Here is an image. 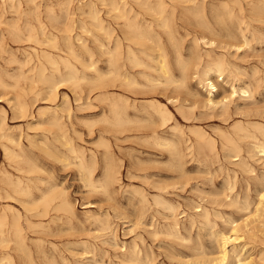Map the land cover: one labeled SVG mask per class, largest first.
Returning a JSON list of instances; mask_svg holds the SVG:
<instances>
[{
	"label": "rangeland",
	"instance_id": "obj_1",
	"mask_svg": "<svg viewBox=\"0 0 264 264\" xmlns=\"http://www.w3.org/2000/svg\"><path fill=\"white\" fill-rule=\"evenodd\" d=\"M166 1L167 5L171 7L168 9L169 13L174 9L173 15L170 16L173 33L183 36L185 48L191 45V38L194 34L201 36V33H238L237 19L239 18H243L249 25L246 33H254V38L248 45L241 46L242 49L240 47L236 49L232 45L230 47L228 45L226 49L217 46L220 37H215L217 45L205 47L201 44L202 50L204 48L211 49L215 55L223 53L230 63L229 68L232 71L235 70L236 79L227 77L225 74L219 76L212 73L210 78L215 83L216 90H213L210 95L208 93L209 86L199 83L191 75L186 80V87L178 88V91L173 94L178 98L176 103L184 105L183 111L188 118H185L174 104L168 103L174 116V120L170 123L176 122L186 133L183 138L179 132L172 131L168 127L165 128L167 133H164L176 141L179 148L185 153L182 156L180 167H177L176 158L169 155L164 145L158 146L155 140L150 137L151 132L148 130L150 123L141 121V124L140 122L133 124V127L139 128V130L133 128L114 132L104 129V123L98 120L101 118L105 106L103 95L108 88L104 87L105 79L95 80L96 74L89 67L84 68L81 62L74 60L77 73L85 75V79L80 80L78 84L66 82V86L60 83L63 85L59 84L55 92L49 95L45 90L41 91L40 84L34 83L30 78H17L21 71H24L26 76L30 75L29 65H24L20 69L19 63L14 61V58L22 59L26 52L33 51V47L37 46L29 41H12L8 36L3 38V41L0 38V43L2 42L3 46L0 49V74L9 84L6 88L0 87V95H2L0 96V116L5 117L4 127L15 136H21L24 145L33 149L36 161L43 169L40 173L41 177L54 184L57 190H62L65 193L74 212L72 216L66 215L63 211L51 212L50 215L43 218L47 227L40 228L27 224L26 216L29 212L20 203L18 196L16 199H0V207L10 204L20 211V222L24 228L27 246L22 251L17 250L16 264H50V262L51 264H131L127 258L129 257L128 253L133 249H139L144 258L147 256L149 264H209V260L216 256L218 251V236L216 237L214 234L218 230L228 231L231 225L229 220H236L237 223L245 221L249 223L248 227L251 226L250 229H252L249 231L248 237L246 236L247 244L243 256L251 259L249 264H264V242H261L264 241V231H261L264 230V218L262 217L264 216V211H262L264 203L262 206L259 203L258 193L264 185V154L261 156V152H258L255 156L254 154L248 156L245 152L244 156L252 171L249 173L240 172L239 167L233 163L234 157L221 148L218 136L220 131L229 129L236 120H254L264 126V83L260 80L259 86H256L257 80L264 78V0H253L254 7L251 11L247 0L242 1L243 9L241 11L238 5L231 0ZM223 1H228L229 6L224 7ZM129 2L144 19L157 23L156 15L130 0ZM107 3L108 0H0V33H71L75 37L76 51L80 55L79 57L83 58L85 65L92 60L96 63L95 66L99 72L104 73L106 55L101 52L94 36L97 35L101 41H105V35L103 30L93 27L89 12L92 8L98 10V14L104 20L103 23L114 27L115 33H120L117 20H114L110 16L111 13L106 11L109 8ZM198 6L202 8L201 11L186 12L188 9ZM245 24L242 23V26ZM206 26L212 30L208 31ZM154 27L157 30L161 29L155 24ZM248 74L250 76H246ZM137 76L139 81L143 80L142 77ZM248 80L252 81V97L243 98L237 92L232 94V84L238 88L248 84ZM126 92L130 99H134L138 103L147 102L150 99H158L167 103V95L158 88L144 94L133 91ZM45 96H49V98L47 99ZM210 96L217 102L216 104H206V98ZM221 99L223 102H218ZM14 100L27 102L29 114L14 117L11 109ZM52 109L62 115L69 139L66 146L71 145L81 149L87 158L91 153L96 154L97 162L93 172L95 180L104 178V155L106 150L110 152L111 164L118 170V174L117 180L109 184L106 190L97 188L95 191L81 179L80 171L76 165L78 159L74 157V153L68 152L66 147L61 146L59 141H54V144L60 148V151L55 152L57 156L47 154L44 149L40 150L34 146L36 142V145L41 144L40 140H43L44 134H50L46 131L49 128L48 124L40 122L50 115ZM191 128H201L213 138L216 152L211 150L206 143H203L199 149L195 142V136L189 132ZM27 137L31 138L34 145L27 140ZM187 137L189 140L184 141L183 139ZM260 139L264 141L263 137ZM104 142L107 143L106 146L105 144L100 145ZM248 142L249 138L240 139V143L244 147H247ZM188 144H191L190 148H186ZM62 152L66 153L67 158H64ZM1 164L14 172L13 167L4 159L3 152L0 150ZM232 170H238L236 177L232 175ZM226 174L230 176H226ZM260 178L262 181L258 182ZM162 179L168 181L169 185H164ZM256 179L258 180L256 181ZM169 180L172 182L170 183ZM204 192L206 193L204 194ZM222 192L223 194H221ZM153 194H161L168 199L175 208L173 213L162 204L154 202ZM143 196L146 201L143 200ZM234 198L241 202L245 198L248 199L250 203H248V209L240 208L234 204L232 202ZM112 204L118 207L115 208ZM256 206L257 210L255 211ZM198 208H206L209 211L212 219L211 225L188 222L191 216L200 212L197 210ZM245 214L246 216H244ZM32 219L37 220V218ZM133 219H138L136 220L138 222L135 223L140 224L134 225ZM174 219L177 222L176 228L180 237L167 232L168 224ZM164 228L166 229L164 230ZM253 233L258 237H254ZM261 238L263 239L260 240ZM228 248L231 249V245H228ZM25 253L29 256L25 257Z\"/></svg>",
	"mask_w": 264,
	"mask_h": 264
},
{
	"label": "bare ground",
	"instance_id": "obj_2",
	"mask_svg": "<svg viewBox=\"0 0 264 264\" xmlns=\"http://www.w3.org/2000/svg\"><path fill=\"white\" fill-rule=\"evenodd\" d=\"M130 1L134 2L141 8L150 11L153 15H156L155 21H157V23L154 22L153 20L144 19V17H142L140 13L133 8V5L129 2V0H108L107 3L109 5V8L106 11L107 13H111L110 16L114 20H117V24L119 25L118 30L120 33H115L114 27H110L109 24L105 25L103 23L104 20L98 14V10L92 8V10H90L89 12V16L91 17V20L93 22L92 24L93 27L103 30V34L105 35V41H101L97 35L94 36L95 41H97L98 47H100V49L102 50L101 52H103L106 55V59H105L106 70L104 73L99 72V70L95 66L96 63H94V61L92 60L89 64L87 63L88 65L87 64L85 65V62H83V58H80L79 57L80 55L76 51V46L74 42L75 37L71 33H0V38L3 41L4 40L3 38L8 36L12 41L15 42L29 41L32 42L34 46H37V47H33V51L26 52L22 59H19L18 57L14 58V61L19 63L20 69L24 65H29L28 71L30 72V75L26 76L25 72L21 71L17 75V78L19 77L30 78V80H32L34 83L40 84L39 89L41 91L45 90L46 93L49 95L55 92L57 86H59L60 83H63L64 85L66 82L67 83L70 82L72 84H78L80 80L85 79V75L83 74L79 75L77 73V68L75 66L74 60L81 62L84 65V68L86 66L89 67V69L93 70L96 74L95 80L102 81L105 79L104 87H106V89L108 88V90H106L107 92L103 95V99L105 100V106L101 113L102 116L98 120L104 123V129L106 131L116 132L123 130H131L134 128L133 124L137 122H140V124L141 121L150 123L148 127V130H150L151 132L150 137H152V139L155 140L158 146L164 145V148L168 151L169 155L174 156L176 158L175 161L177 162L176 163L177 167H180L182 165L181 162L182 156L185 153L182 149L179 148L176 141L169 138L164 133H167L165 129L166 127H168L172 131L179 132L180 136L183 138L186 135V133L178 126L176 122L170 123V121L172 122L174 120V116L172 114V111L168 107V103L174 104V106L178 109V111L181 114H183L185 118H188L183 111L184 105L181 103L177 104L176 101L178 98L173 94H175L178 91V88L186 87V80L191 75H193V77H195L199 83H202L205 86H209L208 93L210 95L213 90H216V85L213 82V80H211L210 78V75L212 73L218 74L219 76L221 74H225L227 77H233L235 80L236 78L234 74L236 72L234 73L235 70L232 71L229 68L230 63L225 58L224 54L221 53L215 55L213 54L211 49L204 48L202 50V45L205 47L217 45L215 43V39H216L215 37H220L221 39L218 40L219 44L217 46H221L226 49L228 45L229 47L230 45H232L236 49H238L239 47L240 49H242L241 46L248 45L250 41L254 38V33H246V30L249 25L246 21L243 20V18L241 19L239 18L237 19L238 33H201L200 32L201 36L194 34L191 38V42H192L191 45L188 48H185V46H183V36H180L179 33H173L172 21L170 19V16L173 15L174 9L169 13L168 9L171 7L167 5L168 3L166 0H130ZM170 1H174V0H170ZM180 1L193 2V0H180ZM231 1L238 5L240 11L243 9V5H242L243 0H231ZM247 4L249 5V10L251 11L254 7L253 0H247ZM222 5L224 7H228L229 3L228 1H223ZM201 10L202 8L198 6V7L190 8L187 11L186 10L185 11L189 13H195ZM242 23H246L245 26H242ZM154 24L158 27H161L160 30L166 33H161L160 30L155 29ZM79 27L82 28V26L80 25ZM206 29H208V31L212 30L209 26L208 27L206 26ZM227 30L230 32L229 29ZM76 39L78 40V37H76ZM2 48L3 46L1 42L0 49ZM186 50L188 51L187 53ZM90 57H92V54H90ZM234 67L237 68V66ZM137 75L142 77L143 80L139 81ZM246 76H250V74ZM260 80L264 83V78L259 79L256 82V86H259ZM251 82L252 81H249L248 84L246 85L242 84L243 86H239L238 88H236L234 84H232L231 87L232 94H236L237 92L239 93L240 97L243 98L252 97L253 88ZM8 86L9 84L0 74V87L6 88ZM157 88L167 95L166 96L167 103L162 102L158 99H150L147 102L138 103L134 99L133 100L130 99V97L126 94L127 93L126 91H133L134 93L139 92L144 94L148 92H153L157 90ZM116 89L118 91H115ZM46 98L48 99L49 96H47ZM218 102H223V101L221 99ZM216 103L217 102L214 101V99L211 98V96L206 98V104L214 105ZM11 109L14 117L26 116L29 114L28 104L24 100L15 101L12 104ZM50 112H51L50 115L40 122V123L44 122L48 124L49 128L46 131H48L50 134L49 135L44 134L43 140H40L41 144L36 145L37 143L36 142L34 145V143L31 142L32 141L31 138L29 137H27V140L35 147H38L40 150L44 149V151L47 154H50L52 156H57L55 152L60 151V148L54 144V141H59L61 143L60 144L61 146L66 147L68 152L74 153V157L78 159L76 165L80 171L81 179H83V181L92 189H95V191L97 188L106 190L109 184L117 180V174H118V170L115 169L111 164V159L109 156L110 152L106 150L104 155V162H103L104 178L102 180H95L93 177V172H94L95 163L97 162L96 154L91 153L89 158H87L81 149L79 148L77 149L71 145L66 146V144L69 143V139L66 133L64 121L62 120V115H60L55 109H52ZM41 113L44 112L41 111ZM243 113L245 114V112ZM0 117H1L0 118V150L3 152L4 159H6L9 165H11L14 169V172H11L10 170L6 169L2 164L0 165V199H5V198L16 199L18 196V200L20 201V203L23 205L26 211L29 212L28 215L26 216V222L30 226L32 225L40 228L47 227V224H45L43 218L50 215L51 212L63 211L66 215L72 216L74 213L73 208L65 193L62 190H57L54 184L50 183L48 180H45L43 177H41L40 173L43 171V169L37 163L36 155L33 149L32 148L29 149L26 145H24V143L21 140V136H15L14 134H12V132L5 129L4 127L5 117L4 116H0ZM134 129L139 130V128H134ZM189 132L195 136V142L197 143L199 149L201 148V145L203 143H206L209 145L211 150L215 151L214 139L208 136L204 130H202L201 128H191L189 129ZM259 134H261V136H258ZM128 136L130 137V135ZM218 136L220 138L221 148L228 151L229 155L234 157L233 163L239 167L240 172L249 173L252 171V168L250 167L244 156L245 152L247 153L248 156H253V154L255 156V154H257L258 152H261L260 154L261 156L264 154V141L260 139V137L264 138V126L260 122L254 120H246V121L236 120L232 123L229 129L220 131ZM241 138H249V142H248L249 144H247V147H244L243 144L240 143ZM183 140L188 141L189 138L187 137ZM104 144L105 142L100 145L103 146ZM190 147L191 144H188L186 146V148H190ZM65 154L66 153H63L64 158H67ZM237 171L238 170H232V175L234 177H236ZM226 176H230V175L226 174ZM257 180L258 179H256V181ZM161 181L163 182L164 185L169 183L168 181H167L168 183L166 181H163V179ZM261 181L262 178L258 180V182ZM171 182L172 181H170V183ZM262 186H261L262 189L260 190L259 188L260 191L258 192L259 203L261 204V206L264 203V192H263L264 185ZM205 193L206 192H204V194ZM258 193L256 192L257 195ZM221 194H223V192ZM143 200L146 201L145 196H143ZM153 201L158 204H162L165 208L171 210L172 213L175 209L174 206L169 202V200L163 197L161 194H155L153 196ZM232 202L240 208L248 209L249 201L246 198L242 202L239 201L237 198H234ZM89 203L91 204V202ZM114 206L115 208L118 207L117 205ZM197 210L200 212L196 215L191 216L188 222L190 224L199 223L201 225H207V226L211 225L212 219L210 217L209 211L206 208H198ZM256 210H257V206L255 207V211ZM165 216H167V214ZM244 216H246V214ZM262 217L264 218V216ZM32 218H37V220H34ZM133 220L134 222L132 223H134V225L140 224V223H135L138 222L136 221L138 219L136 220L133 219ZM235 221L234 220L228 221L231 224L229 226L230 228L228 231L218 230V232L214 234V236L216 237L218 236V251L216 253V256H214L209 260V264H249L251 262V259H247L245 256H243L244 255L243 252L245 251L247 244L246 236L248 235V233H250L249 231L252 228L250 229L251 226L248 227L249 223L246 221L243 223H237ZM176 224L177 222L175 221V219L174 221L169 223L168 224L169 230L167 229L168 230L167 232L169 234H174L175 236L180 237V234L178 233L176 228ZM165 229L166 228H164V230ZM98 230L100 229L98 228ZM254 237H256V235ZM262 239L263 238H261L260 240ZM228 245H231V249L228 248ZM26 246H27L26 236L24 233V228L20 222V211L14 208L10 204H5L4 206H1L0 207V264H16L15 256L17 250L22 251ZM86 253L87 250L85 254ZM128 254L129 257L127 258V261L131 264H149L148 257L145 256L144 258L140 254L139 249H133ZM26 256L29 255L25 253V257ZM205 256L207 257V255Z\"/></svg>",
	"mask_w": 264,
	"mask_h": 264
}]
</instances>
